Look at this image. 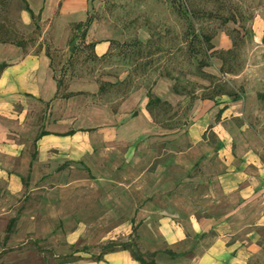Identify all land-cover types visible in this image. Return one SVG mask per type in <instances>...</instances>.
Returning <instances> with one entry per match:
<instances>
[{"label":"rangeland","instance_id":"rangeland-1","mask_svg":"<svg viewBox=\"0 0 264 264\" xmlns=\"http://www.w3.org/2000/svg\"><path fill=\"white\" fill-rule=\"evenodd\" d=\"M86 1L88 13L95 16L88 31L89 41L86 40L87 42H96L94 40L104 38L116 40L112 47L114 55L112 58L99 62L89 61L87 56L90 50L86 46H81L75 54L71 53L69 39L72 34V23L68 24L61 19L56 22L41 19L39 21L41 34L38 36L35 24L31 20H22L19 2L14 1L9 7L6 16L15 30L27 39L29 48L25 50L13 44L0 43V60L8 59L10 62H16L25 53H40L42 49L38 50V45L41 43L51 45L57 75L61 74L62 66H67L66 90L82 92L65 99L62 97L65 89H62L49 103L39 101L37 97H26L23 101L33 113L30 123L35 125V129L38 125V114L43 112L46 114L57 112L56 116L60 122L53 129L61 132L72 127L99 128L104 124H114L118 120L115 118V111L120 108L122 112L129 114L125 118L133 117L134 114L132 115L131 112H134L140 102V94L146 93L148 88H152L156 94L158 81L166 79L161 77L166 68L180 78V84L185 90L195 91L197 94L206 92L202 86H207L209 81L198 77L195 66L189 63L187 53L179 51L180 47L183 49L187 47L184 42L187 26L175 12L171 0ZM231 3L239 6L245 15H253L254 9L258 7V4L251 0H231ZM260 3L264 7V2ZM196 4L199 8L219 10L214 0H196ZM82 16H85L84 12L78 11L72 17L76 22ZM253 19L243 23L230 22L226 25H222L219 20L203 19L201 26L206 33L217 34L214 40L216 43L218 38L223 37V40H219L220 43L224 44L226 39L227 45L231 47L232 38L238 39V33L243 39L236 49L238 57L230 60L234 66V73H220L221 62L216 57L212 59L213 63L208 70L216 74L217 79L223 82L227 89L243 95L237 102L231 101L228 97L229 101L226 98L218 103L222 104L223 108L229 107L223 119L224 128L229 131L232 139L239 142L241 149L257 153L264 161V36L262 43H254ZM244 30H251L252 38L245 34ZM135 38L143 41L150 39V49L154 52L160 50L149 59H142L141 62L155 60L144 72L137 67V64H132L125 54H120L122 51L120 46L131 44ZM31 41L34 42L30 44ZM126 75L132 76L133 81L129 86L115 88L111 93L102 96L95 94L98 90V81H115L116 76L122 79ZM24 89V83L0 81V101L20 98L25 93ZM164 90L165 85H160L158 92L162 93ZM230 101L234 103L226 105ZM20 104L18 101L15 108L18 109ZM171 104L173 108L168 115L159 113L157 116L159 122H156V129L140 135L117 136L107 149H101L92 156L93 158L87 159V162H74V167L67 168L62 173L64 176L61 182L68 177H74V191L70 195L69 189H62L60 199L63 204L60 214L68 218L74 213V229L81 228L84 231L83 237L76 243L79 248L84 245L91 246V252L95 254L100 252L101 246L109 241L107 239L118 235V241L136 243L139 252L145 256L150 255L153 247L163 246L156 225V216L161 212L153 210V206L157 204L165 207L161 195V186L167 181V178L162 176L165 163L173 161V166L169 169L174 170V182L168 179V187L179 188L175 202L183 208L182 193L185 192L184 188L191 187L188 185V180L181 178L183 171L209 149L207 146L190 148L189 125L186 123L193 121L195 117L196 102L191 104L185 101V97L177 96ZM215 112L211 114L212 119ZM122 118L124 116L119 120ZM166 125L172 129H164ZM217 130L223 132L221 129ZM205 134V139L211 144L214 143L217 138L215 133L208 130ZM12 138L16 137L12 136ZM165 142H168L167 147H162ZM206 162H202L201 167L194 166V172H212L209 163ZM210 165L218 166V162L213 160ZM202 187L205 188V185ZM148 215L155 216L153 224L148 226L144 223L140 226L142 225L140 219ZM128 218H132L138 224L132 226L130 235L122 236V233L127 232L128 229L124 228L121 231L115 229V226ZM50 230V227L44 228L45 233H49ZM40 232V228L37 229L36 233ZM57 238L55 242H46L43 245L51 249L55 248L61 254L68 252L69 245L65 242L62 231ZM103 238L107 241H102ZM32 245H34L32 242L19 244L15 247L16 253L14 251L8 257L10 258L8 261L18 264L38 262V258H35L36 250ZM57 260V258L51 259L50 263L55 264Z\"/></svg>","mask_w":264,"mask_h":264},{"label":"crops","instance_id":"crops-1","mask_svg":"<svg viewBox=\"0 0 264 264\" xmlns=\"http://www.w3.org/2000/svg\"><path fill=\"white\" fill-rule=\"evenodd\" d=\"M27 1L32 10L41 15L42 21L56 22L61 19L69 24L74 22V13L84 12L85 16L78 19L80 21L86 19L88 12L86 0ZM251 1L258 4L253 12L254 43H262L264 7L260 2L264 0ZM21 17L22 20H31L24 10ZM89 35L88 32V41ZM223 39L218 38L220 45L215 42L216 45L223 49L230 48L226 39L224 44L220 43L219 40ZM94 41L95 52L99 56L109 50L108 39ZM3 62L7 66L0 74V81L24 83L25 93L20 98L0 101V264H18L8 261L15 247L36 240L41 249L35 245L32 248L36 250L35 258L39 261L24 264H44L45 250L51 247L43 244L55 242L60 231L68 245L76 244L84 235L81 228L74 229V213L68 218L60 214L63 204L61 193L65 188L69 189L70 195L74 191V177L61 182L64 170L74 167V162H87V159L93 158L101 149H107L117 136L144 134L156 129L157 124L146 110L147 99L144 93L140 94V102L133 117L125 118L129 114L122 112L120 108L116 111L117 122L111 125L104 124L99 128L72 127L64 132L76 130L75 133L59 135L64 132L53 129L60 122L57 112H43L38 114L35 129V125L30 123L33 113L23 100L31 96L49 103L55 97L57 86L50 59L43 47L40 53H25L16 62L0 60V63ZM162 84L165 85V90L160 93L158 90ZM157 86L156 95L173 103L178 95L173 92L170 80L161 79ZM226 98L228 96H221L218 103ZM18 101L21 104L16 109ZM231 101L226 105L234 103ZM219 104L209 100H196L195 117L188 127L190 148L207 146L209 149L183 171L181 178L188 180V185L191 186L184 188L185 192L182 193L183 208L175 202L179 188L168 187V179L174 182V170L169 169L173 166V161L165 163L162 176L167 181L161 186L165 207L157 204L153 206V210L161 212L156 216V225L163 246L150 250L157 264H264V161L257 153L241 149L239 142L230 137L223 125L225 112L229 107L217 119L219 110L223 108ZM213 111L216 112L212 119ZM121 116L124 118L119 120ZM43 129L50 133L36 140ZM208 130H212L217 136L212 144L203 138ZM33 154L36 155L34 159ZM213 160L218 162V166L210 165ZM206 161L212 172H194L196 163L201 167L202 162ZM164 186L167 188H162ZM14 218H17L14 231L8 235L7 227ZM153 219V215L141 218L140 226L144 223L151 226ZM137 224L138 222L128 218L116 225L115 229L122 231L127 228L128 231L122 233V236H126L132 233V226ZM45 227L51 228L49 233L44 232ZM39 228L41 232L37 234ZM117 237L119 235L107 240H116ZM79 254L82 259L63 264H141L128 250L105 253L103 259L98 261L91 259L89 253ZM55 258L56 256L50 257V260Z\"/></svg>","mask_w":264,"mask_h":264},{"label":"trees","instance_id":"trees-1","mask_svg":"<svg viewBox=\"0 0 264 264\" xmlns=\"http://www.w3.org/2000/svg\"><path fill=\"white\" fill-rule=\"evenodd\" d=\"M17 1L19 2V9L24 10L28 12L31 21L35 24L36 31L38 32L37 35L40 36V24L39 21L41 20V15L36 14L32 8L30 7L27 0H0V43L1 44H13L17 47H20L22 49L29 48V42L26 38L23 37V35H20L18 30H15L14 25L8 20V17L6 16L9 12V7L11 4ZM213 1V0H210ZM218 4L219 10H207L203 8L197 7L196 0H171V4L173 5V8L177 15L182 18L186 23V31L184 33V42L187 45L184 49L180 47L179 51H184L187 53L189 63L193 66H195L196 75L198 77H201L203 79H206L209 81V84L207 86H202V88L206 91L203 94H197L195 91H187L185 90V87H182L180 84V78L176 77L173 72L169 70V68H166V70L163 72L164 74L161 76L162 78L169 79L172 83V90L173 92L178 96L185 97V101H189L191 104L195 103L196 100L202 99V100H209L212 101L215 104H218V99L226 95L228 96L232 101H238L243 97V95L238 94L232 90H229L226 88V85L217 79L216 74H212L208 70V67L212 65V59L214 57L218 58L221 62L219 71L220 73L227 74V73H234V66L230 63V60L233 58H237L238 54L236 53V49L239 46L240 42H243L242 37L239 36V33L237 34V38L233 40L232 38V46L228 49L219 48L215 43V37L217 34L215 32L213 34L206 33L201 26V21L203 19H211V20H219V22L222 25H226L230 22L232 23H243L247 20H251L253 18V15H245L241 12L240 7L236 6L231 3V0H214ZM223 10L226 12H223ZM89 12V11H88ZM87 12L86 19L72 22L71 24V37L69 39V45L71 46L70 50L71 53H76L77 50L81 48V46H86L90 50V53L87 56V59L89 61L99 62L106 60L107 58H112L114 55L112 54V47L116 43L113 38L109 40L110 48L109 50L99 56L95 52V45L96 42H87L86 38L88 35V31L94 22L95 16L91 13ZM217 30V29H216ZM245 34H248V36L251 37L252 31L251 30H244ZM36 38H34L35 41ZM34 41H31L33 43ZM133 43V44H132ZM131 44L126 46H120L121 48V55H126V58L129 59V61L133 64H137L138 68H140L143 72L148 70L151 64L155 62V60H146L145 62H141L142 59L148 58L153 56L154 54L159 53L158 51H153L150 49L151 47V41L150 39L147 41H143L139 38H135L132 41ZM38 50H41L43 47L45 49L46 56L50 59V67L53 71V79L56 82L57 90L56 95L62 90L65 89L63 92L62 97L65 99H69L77 94H80L82 92L77 91H67L66 90V80L65 76L68 74L67 66L61 67L60 75H57V69L55 66V58L54 53L52 52V46L51 45H44L39 44ZM140 47V48H139ZM148 47V48H147ZM132 48V49H130ZM37 51V50H36ZM130 56V57H129ZM70 65V64H68ZM73 66V64H71ZM131 64H129L130 66ZM7 66L6 63H0V74L4 70V68ZM207 69V70H206ZM137 70V69H136ZM183 76V75H182ZM132 76L126 75L124 78L120 79L116 76V80H100L98 81V90L95 93L96 95L102 96L106 95L112 92L115 88H122L121 86H129L132 83ZM146 110L151 115L154 122L157 121V116L159 113L168 115L173 106L171 102L162 99L160 96L156 95L154 93V90L152 88H148L146 92ZM225 108H222L218 112L217 119H220L223 111ZM115 111V110H114ZM117 111V109H116ZM115 111V112H116ZM136 111L132 113V115H135ZM192 121H188L186 124L190 125ZM157 124V123H156ZM167 126V125H166ZM164 129H172L167 127H164ZM76 130H69L64 133H60L59 135H70L75 133ZM50 132L47 130H42L40 133H38L36 140L43 136L47 135ZM205 133L203 135V138L205 139ZM168 142H165L162 147H167ZM36 157L35 154L32 155V158L34 159ZM82 163V162H79ZM198 166V163L195 164V167ZM64 166H62L63 168ZM25 181V180H24ZM27 185V184H26ZM17 222V218L11 219L10 223L7 227V233L8 235L11 234L14 231L15 224ZM33 244L38 248L41 249V245H39V241H33ZM91 246L84 245L81 248H79L76 244L69 245V251L66 253H57L54 249L45 250L46 254L43 258L44 264L50 263V257L56 256L58 259L55 264H63L67 262L77 261L82 259V256L79 253H89L91 255V259L98 261L102 260L105 253L115 251V250H128L132 254V256L138 260L141 264H157L155 259L153 258L152 254L149 256H145L144 254L139 252V249L137 248V244L134 242H124V241H118L116 240H109L107 243L103 244L101 246L100 252L93 253L91 252Z\"/></svg>","mask_w":264,"mask_h":264}]
</instances>
